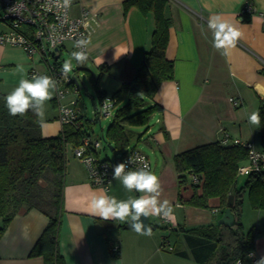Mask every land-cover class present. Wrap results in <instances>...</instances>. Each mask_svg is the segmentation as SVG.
<instances>
[{"label": "crops", "instance_id": "obj_1", "mask_svg": "<svg viewBox=\"0 0 264 264\" xmlns=\"http://www.w3.org/2000/svg\"><path fill=\"white\" fill-rule=\"evenodd\" d=\"M124 1L73 0L72 5L74 14L86 7L95 17L88 38L89 57L83 66L98 73L101 65L106 66L99 86L107 94L108 89L114 92L124 81L133 79L151 46L156 26L152 12L144 14L136 6L125 10ZM247 1L253 2L256 12L242 18L239 12ZM167 14L173 23L166 55L174 61L175 76L160 84L153 99H147L148 104L157 102L162 109L152 114L147 126L135 127L130 148L149 156L152 172L161 185L158 199L167 201L171 209L165 227L180 232L183 242L180 248L171 243L172 249L161 247L163 239L168 240V235L156 230V217L161 216L150 217L152 234L147 236L127 228L126 223L93 215V195L126 200L141 193L127 192L114 179L108 189L94 185L86 165L74 155L66 165L58 235L59 251L67 264H198L192 255L178 253L191 250L183 230L217 223L224 212L219 197L210 198L211 208L185 202L193 194V187L191 179L180 183L176 154L227 135L263 149L259 128L248 122V116L264 103V95L256 89L257 84L264 87V0H169ZM216 15L240 33L227 56L213 47L208 20ZM37 61L20 46L0 43V90L5 95L10 93L33 66L41 67ZM61 129L60 121L41 124L44 136L60 133ZM114 154L121 156L118 151ZM255 210L259 218L253 225L257 230L254 249L242 264H257L264 258V209ZM48 221V215L40 209L23 206L0 237V264H44L43 257L31 255V251ZM2 222L0 217V226ZM113 246H118V252L113 253Z\"/></svg>", "mask_w": 264, "mask_h": 264}, {"label": "trees", "instance_id": "obj_2", "mask_svg": "<svg viewBox=\"0 0 264 264\" xmlns=\"http://www.w3.org/2000/svg\"><path fill=\"white\" fill-rule=\"evenodd\" d=\"M169 0H125L124 8L136 6L142 13L152 12L156 26L151 46L144 53L142 63L132 80L124 81L111 94L117 105L111 123L104 134L108 146L121 154L127 152L135 136V127L147 126L152 114L162 109L153 99L160 84L175 76L174 61L167 57L172 17L167 14ZM250 15V14H249ZM1 23V20H0ZM106 71L100 73L94 84L99 99L107 95L99 81ZM6 95L0 90V237L16 213L38 208L49 217L31 255H41L44 264H67L59 251V227L64 211V188L67 165V146L81 144L88 130L75 124H64L59 134L44 136L41 121L29 110L23 116H12L5 103ZM100 101V100H99ZM259 135L264 149V103L259 107ZM84 114L81 116L83 118ZM92 122V121H89ZM133 148V147H132ZM248 156V149L234 143L224 144L216 140L201 144L175 156V166L181 184L188 176L197 174L201 183L195 184L193 194L185 202L197 207L211 208L210 198H220L221 213L228 204L230 194L235 202L231 210L235 216L232 225L213 223L184 229L190 252L178 251L183 256L192 255L198 264H235L239 258L254 249L257 234L253 226L244 230L241 220L245 193L255 209H264V170L247 175L238 185V166ZM182 198V197H180ZM115 253V252H113Z\"/></svg>", "mask_w": 264, "mask_h": 264}, {"label": "built area", "instance_id": "obj_3", "mask_svg": "<svg viewBox=\"0 0 264 264\" xmlns=\"http://www.w3.org/2000/svg\"><path fill=\"white\" fill-rule=\"evenodd\" d=\"M63 0H0V43L11 44L22 47L28 57L39 58L40 62L47 65V70L41 71L36 65L33 66L27 76L31 79L33 75H47L56 81V95L54 100L58 107V119L62 126L64 124H75L82 126L83 110L79 105V99L71 98L68 102L67 97L72 87L73 94L79 95L81 83L77 77L69 74L66 79L62 75V67L59 64L61 51L66 47L67 42L73 44L74 51H80L75 47V42L80 39L88 38L94 28L93 20L95 17L91 11L84 7L79 14L72 12L73 0L68 8L62 7ZM256 12L252 1L243 4L239 14L242 18ZM88 57V44L84 49ZM56 56L58 58L56 59ZM117 105V99L107 94L97 103L93 113L96 118L101 119L102 115L114 113ZM222 143H234L242 145L248 149L246 160L238 166V174L249 175L253 172L264 170V149L257 148L252 142L244 141L239 138H230L226 136L221 140ZM101 145L100 140L93 138L91 134L83 136L80 145L74 147V155L79 158L87 167L90 180L94 185L108 189L113 179V169L116 165L113 160L102 159L97 155V149ZM141 155L149 165L152 172V166L149 156L137 148H129L126 153L121 154V162H127L131 156ZM142 165L128 164L129 170H135ZM191 181L195 184L201 183L197 174H191ZM161 217L169 221L163 213ZM161 247L172 249L170 242L163 239ZM113 252H118V246L112 247ZM251 255V252H249ZM243 259L239 258L236 264H242Z\"/></svg>", "mask_w": 264, "mask_h": 264}, {"label": "clouds", "instance_id": "obj_4", "mask_svg": "<svg viewBox=\"0 0 264 264\" xmlns=\"http://www.w3.org/2000/svg\"><path fill=\"white\" fill-rule=\"evenodd\" d=\"M71 0H63L62 7L68 8ZM208 28L213 34V47L222 50V54L227 56L229 50L235 47V43L240 35L236 27L228 20L219 15L212 16L208 20ZM88 41L80 39L75 42V47L81 49L74 51L71 55L79 65L85 64L88 59L84 49ZM72 72L71 60H65L62 65V75L67 79ZM56 89V81L47 75H33L31 79L22 78L18 85L5 97L6 107L12 116H23L29 110L35 115L43 118L45 104L51 99L52 93ZM257 91L264 95V87L256 85ZM248 122L259 128L260 113L254 111L249 114ZM140 164L141 167L135 170H127L128 164ZM113 179L119 181L123 188L129 192L141 193L138 198L129 196L126 200H118L114 196L106 194L93 195L90 201L91 212L103 220H114L126 223L136 233L150 236L152 228L146 227L141 217L161 216L170 218L171 209L167 201L161 203L158 199L161 185L158 177L149 170V165L141 155L131 156L127 162L114 166ZM257 264H264V258Z\"/></svg>", "mask_w": 264, "mask_h": 264}, {"label": "rangeland", "instance_id": "obj_5", "mask_svg": "<svg viewBox=\"0 0 264 264\" xmlns=\"http://www.w3.org/2000/svg\"><path fill=\"white\" fill-rule=\"evenodd\" d=\"M66 45L67 46L64 47V49L61 51V57L59 58V64L61 65L60 67H62L65 60H71L72 72L70 74L72 76L77 77L78 81L81 83V88L79 89L80 94L75 95L73 94L72 87L69 86L68 87L69 93L67 97L64 99V101L68 102L72 97L73 98L77 97L79 99V105L81 106L83 110V114H84L83 116L84 127L88 130L89 134H91L93 138H97L100 140L101 145L97 149L98 155L102 159L108 158L110 160H114L115 151H112L108 147L107 142L105 141V138L103 137L107 130V127L112 121L114 113L112 112V114L107 115V116L102 115L100 121L98 122H95L96 115L93 113V110L96 108V107L94 108L93 106L94 99L96 100V102H99L100 100L95 84H94L95 83L94 79H97L99 77V73L96 72L95 69L92 70L91 67L87 69V68H84L83 65H79L77 61L72 58V55H71L74 52L73 47H72L73 44L71 42H67ZM36 58L38 60L37 61L38 64L41 66L39 69H41V71L47 70L46 63H44L43 61L40 62L39 58L38 57ZM104 79H106V76H104ZM107 91L109 95L114 93L111 88L108 89ZM55 95H56V91L52 93L51 99L48 100L45 104V111H44L43 118L39 117L42 125L43 123H48V124L52 123L53 125V122L60 121L57 115L55 116V114L58 113L57 104L55 100H52L55 97ZM89 121H92V122H89ZM58 133L59 132L55 134H50V135L53 136V135H57ZM73 158H75L74 148L72 147V145L69 144L67 146V161L68 159H73ZM246 177H247L246 175L239 174L238 183L241 184L246 179ZM190 179H191V176L189 175L188 180L190 181ZM257 214H258L257 211L253 209L251 205L248 194L245 193L244 202H243L242 211H241V220L243 222L244 230L246 232L250 230V228L257 221V218H259ZM156 223H158L159 225L156 230L161 231L163 232V234L165 233L166 235H168L167 239L170 241V243L172 245H175L176 248H180L183 242L182 234L178 231L172 232V230H168V228L165 227V225L168 227V224L166 223V221H164L160 217H156Z\"/></svg>", "mask_w": 264, "mask_h": 264}, {"label": "water", "instance_id": "obj_6", "mask_svg": "<svg viewBox=\"0 0 264 264\" xmlns=\"http://www.w3.org/2000/svg\"><path fill=\"white\" fill-rule=\"evenodd\" d=\"M58 58V56H56V59ZM93 106L94 108L96 107V100L94 99L93 101ZM100 121L98 118H96L95 122H98ZM109 148L113 151L114 150V147L113 146H109ZM115 164H119V163H122L121 162V158L120 157H115L114 160ZM235 202V196L234 194H230L229 196V199H228V206L226 207L223 215L218 219V223H224L226 225H232L234 223V220H235V216L231 210V206L234 204ZM141 219L144 221L146 227H150V217L147 219V218H144V217H141ZM126 227L127 228H130V226L128 224H126Z\"/></svg>", "mask_w": 264, "mask_h": 264}, {"label": "bare ground", "instance_id": "obj_7", "mask_svg": "<svg viewBox=\"0 0 264 264\" xmlns=\"http://www.w3.org/2000/svg\"><path fill=\"white\" fill-rule=\"evenodd\" d=\"M98 102H96V105H97Z\"/></svg>", "mask_w": 264, "mask_h": 264}]
</instances>
